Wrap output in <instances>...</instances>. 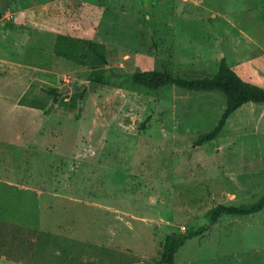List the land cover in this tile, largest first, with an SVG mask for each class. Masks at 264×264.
<instances>
[{
    "label": "rangeland",
    "instance_id": "1",
    "mask_svg": "<svg viewBox=\"0 0 264 264\" xmlns=\"http://www.w3.org/2000/svg\"><path fill=\"white\" fill-rule=\"evenodd\" d=\"M4 2L0 96L13 104L0 103V264H163L166 235L264 195V103L244 104L197 145L224 94L121 77L212 75L225 58L264 87V0ZM60 34L104 43L112 86L56 54ZM48 88L66 100L85 91L79 117L54 115ZM174 264H264V209L223 215Z\"/></svg>",
    "mask_w": 264,
    "mask_h": 264
},
{
    "label": "trees",
    "instance_id": "2",
    "mask_svg": "<svg viewBox=\"0 0 264 264\" xmlns=\"http://www.w3.org/2000/svg\"><path fill=\"white\" fill-rule=\"evenodd\" d=\"M0 7V19L9 10L5 5ZM104 43L94 42L90 39L76 38L67 34H60L55 46L56 54L68 59L90 65L92 73L91 83L97 86H112L115 79L105 75L102 66L107 63V54ZM135 84L147 87L155 92L169 86L176 85L189 91H216L225 95L226 109L218 124L210 131L202 133L196 140L197 145L212 141L221 134L229 122L230 116L249 102L264 103V87L262 85L243 79L225 58L219 62L218 69L212 75H203L191 71L168 69H151L135 73L122 74ZM120 78V77H119ZM46 92L53 96V102L58 106L56 113H66L72 117H79L80 99L85 96V91L74 93L71 99L66 100L58 88H48ZM264 209V195L252 203L239 205L220 203L207 211L208 223L195 224L187 231L172 232L166 235L162 247L163 264H174L178 250L187 240L200 236L208 231L223 215H249Z\"/></svg>",
    "mask_w": 264,
    "mask_h": 264
},
{
    "label": "crops",
    "instance_id": "3",
    "mask_svg": "<svg viewBox=\"0 0 264 264\" xmlns=\"http://www.w3.org/2000/svg\"><path fill=\"white\" fill-rule=\"evenodd\" d=\"M46 93V92H45ZM48 98V97H47ZM0 103H2V104H5V105H12L13 104V102H12V100L11 99H8L6 96H0ZM51 105V104H50ZM53 105H55V104H53ZM19 106V105H18ZM56 108V107H55ZM55 108H52V112L54 113V115H57V114H59V113H56L55 111ZM12 109H13V107H12ZM12 109L10 110V109H6L4 112H3V114L4 113H6V112H8V111H12ZM0 111H3V109H1L0 108ZM0 116H2L1 114H0ZM11 115H7V114H4V116L3 117H10ZM42 120V119H41Z\"/></svg>",
    "mask_w": 264,
    "mask_h": 264
},
{
    "label": "water",
    "instance_id": "4",
    "mask_svg": "<svg viewBox=\"0 0 264 264\" xmlns=\"http://www.w3.org/2000/svg\"><path fill=\"white\" fill-rule=\"evenodd\" d=\"M80 111H81V109H80Z\"/></svg>",
    "mask_w": 264,
    "mask_h": 264
}]
</instances>
